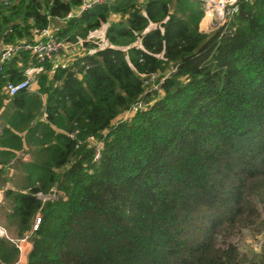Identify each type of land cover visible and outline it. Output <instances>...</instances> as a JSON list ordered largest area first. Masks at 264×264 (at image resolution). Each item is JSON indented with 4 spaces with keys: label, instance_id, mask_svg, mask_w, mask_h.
<instances>
[{
    "label": "trees",
    "instance_id": "trees-1",
    "mask_svg": "<svg viewBox=\"0 0 264 264\" xmlns=\"http://www.w3.org/2000/svg\"><path fill=\"white\" fill-rule=\"evenodd\" d=\"M78 4H0L3 42L45 26L81 40L66 61L20 50L0 69L1 221L19 236L40 212L25 264H264V244L233 240L263 225L264 0H237L208 31L201 0ZM29 66L34 88L7 96ZM150 73L158 89L143 84ZM138 98L145 107L122 117ZM16 256L0 237V264Z\"/></svg>",
    "mask_w": 264,
    "mask_h": 264
},
{
    "label": "built area",
    "instance_id": "built-area-1",
    "mask_svg": "<svg viewBox=\"0 0 264 264\" xmlns=\"http://www.w3.org/2000/svg\"><path fill=\"white\" fill-rule=\"evenodd\" d=\"M8 1L9 0H0V4H5ZM109 1L110 0H79V4L75 7L74 11L79 12L81 10L91 7L95 3ZM236 1L237 0H201L203 9V15L201 18H214L216 19V21H214L210 26H212L214 23L215 26L216 24L220 25V23L226 16L230 15L231 13L237 10ZM70 13L71 12L69 11L67 15H70ZM65 41L66 40H63L62 38H58L54 34V32H52V29L48 26L39 28L34 34L33 38L30 40L20 39L10 43H6L0 40V69L6 59L10 58L20 50H27L29 53H31L34 56L36 63H43L44 61L55 62V60L59 62L57 60L59 55L61 54V52L66 51L64 49L66 46ZM75 52L76 50H69V52L66 51V53L70 54V56L73 55ZM29 67L31 68V66ZM23 73L24 74L22 78L16 81L6 80L3 83L1 89L7 96H12L13 94L17 93L22 89H31V86L34 84L35 81L32 74V70L27 71L26 69L23 71ZM165 74H167V72H165ZM155 75L156 74L154 73H150L143 79V84L146 85V89H158V83H154V80L156 78ZM145 104L146 102L142 99H136L133 103L130 104L128 108L123 111L122 117H127L136 110L143 109L145 107ZM74 131H71L70 133H68V135L70 137H73ZM86 139L88 143L92 146V159L96 160L100 154L101 143L99 140H97L91 135H87ZM17 156H19L22 160L27 159V155L22 154L21 152H17ZM35 195L40 199L41 202L49 197L54 196L53 194L43 193L41 191H37ZM39 221L40 212L36 211L32 217L30 230L19 236H14L10 234L9 231H7V229L3 225L0 213V237H3L9 242H11L17 250L16 258L7 264H25L26 253L30 248L29 237L31 231L37 228ZM256 244L258 245L259 241H256Z\"/></svg>",
    "mask_w": 264,
    "mask_h": 264
},
{
    "label": "rangeland",
    "instance_id": "rangeland-1",
    "mask_svg": "<svg viewBox=\"0 0 264 264\" xmlns=\"http://www.w3.org/2000/svg\"><path fill=\"white\" fill-rule=\"evenodd\" d=\"M205 20L206 21L205 22L203 21V23L200 20V26L204 30H207V31L211 30L212 28H215L218 25V24H216V26L210 27V25L214 21H216V19H214V18H210V19L206 18ZM52 23L54 25H59L60 21L59 20L58 21L53 20ZM103 28H104V26H101L95 30L96 32L91 35V36H93V39H95L97 37L98 38L101 37ZM80 42H81V40H80ZM80 42H76L73 40H67V41H65L66 46L64 49L67 52H69V50H79V49H81V43ZM63 57H65V56H63ZM35 70H33V72ZM17 159L18 158L14 159L15 162L13 163V166L11 165L10 167H8L9 171H8L7 175H8V177H10V175H11L12 178L10 179V181L13 185H15L14 178L15 177L17 178V176H18V173L14 170V168L16 167V164H18V162H19ZM10 172H11V174H10ZM15 188H18V186H16ZM262 216H264V213H262ZM9 233L11 234V232H9ZM233 240L236 242L239 250L248 251V252L258 251L261 248V245L264 244V217H263V225L261 226V228H259L258 231H256V230L249 231L247 229H242V230H240V232L237 235L234 236ZM256 241H259L258 245L256 244Z\"/></svg>",
    "mask_w": 264,
    "mask_h": 264
},
{
    "label": "crops",
    "instance_id": "crops-1",
    "mask_svg": "<svg viewBox=\"0 0 264 264\" xmlns=\"http://www.w3.org/2000/svg\"><path fill=\"white\" fill-rule=\"evenodd\" d=\"M206 18H201V22L203 23V21L205 22L206 20H205ZM206 24V23H205ZM199 25H200V23H199ZM201 27V26H200ZM202 28V27H201ZM65 56V57H63V56ZM70 58V54H68V53H66V51H64V52H61V54L59 55V57H58V61L59 62H63V61H66V60H68ZM64 59V60H63ZM19 64V63H18ZM35 70V69H38V67H34V68H30V67H28L27 68V71H29V70ZM21 75H23L24 73H23V71H21V73H20ZM34 88V84L31 86V89H33Z\"/></svg>",
    "mask_w": 264,
    "mask_h": 264
},
{
    "label": "water",
    "instance_id": "water-1",
    "mask_svg": "<svg viewBox=\"0 0 264 264\" xmlns=\"http://www.w3.org/2000/svg\"><path fill=\"white\" fill-rule=\"evenodd\" d=\"M213 26H215V23L212 26H210V27H213Z\"/></svg>",
    "mask_w": 264,
    "mask_h": 264
}]
</instances>
